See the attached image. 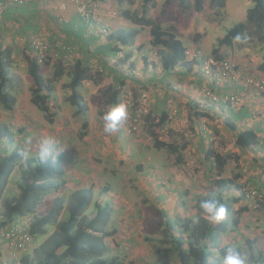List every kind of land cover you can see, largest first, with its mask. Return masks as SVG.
I'll list each match as a JSON object with an SVG mask.
<instances>
[{
    "label": "rangeland",
    "instance_id": "rangeland-1",
    "mask_svg": "<svg viewBox=\"0 0 264 264\" xmlns=\"http://www.w3.org/2000/svg\"><path fill=\"white\" fill-rule=\"evenodd\" d=\"M1 1L9 6L12 5L11 7L15 9L20 8L14 6L13 3L21 0ZM29 1L31 0H25V2ZM62 1L69 2V0H34L32 3H38V8L35 10L36 15L35 17H28L27 20H23L24 16H22V14H14L16 18L12 17V15L9 17L6 14L3 15L0 9V46L12 47L13 54L10 69L14 80L8 89L15 98V104L11 111L3 110L0 105V127H7L10 129L13 133L14 139L13 143L9 146H7L6 141L3 145H6L9 151L15 146L23 148L25 146V138L31 137V152L32 156H35L37 154L39 142L45 137H54L59 142L57 145L55 161L58 162L61 173L60 178L59 176H54V178L60 180L66 179L68 183L72 182V184H76L78 181L77 176L82 175L83 177L89 174L90 178H94L95 181H98V184L96 185L98 190L101 189L100 187L105 186V184L106 186L109 184L107 196L105 194H100V196L97 195L99 196L100 201L104 200V202H107V204L113 209L107 227L109 230L116 229V234L111 238H106V245L109 249L108 254L110 256L117 255L121 257V259L124 260V264H160L165 260L175 261L171 252H167L165 250L166 248L160 246L156 242V240L160 238L159 232L161 229L157 224L160 221L158 208L165 207L164 212L172 218H196L195 204L192 205L190 199L195 195L193 200V202H195L198 196H205L208 192V188L207 185H203L202 183H204L203 181L206 183L209 182V177H199L202 176L199 172L204 168H200L197 163L198 160L196 154H194L195 152L190 153V155H184L185 157L182 164L178 166L180 171H183L188 178H194L192 185L193 190H190L187 194V198H185L186 203L190 202V205H165L164 197L158 199V202L161 203L157 205V202H154L152 198L150 199V195L142 189L144 187L147 189L151 188L153 191L155 189V187H151L148 180V178H150L149 172H151V170L160 171L164 177L169 178V176H171L169 174L170 171H167L170 168L169 150L154 147V139L149 138V129H144L143 122L137 132L135 131L133 133L127 132V124L124 121L121 122L115 133L110 135L104 131V121L102 117L107 112L106 110H108L104 100V91L111 85L110 76L103 75L104 70L103 73L99 74L92 72L96 79H98V76L100 77V81L98 82L100 88H97L96 86V88L94 87L93 84H98L96 82L85 81L79 89L82 100L87 106V112L85 115H76L75 108L67 102L68 90L64 87L68 82L67 76H64L55 84L54 92L48 99V105L51 107V110L55 115L52 118V123H49L43 114L30 103V94L34 86L31 77L27 74L26 63L23 59L22 51L26 46L30 45V39L34 35H36L35 37L37 38L44 39L48 45V50L43 55L44 60H41L40 62L41 74L44 79H47L50 74L49 67L58 59V49H60L58 43L64 44L70 42V45L75 47L76 57H78L77 59H86L87 65L89 66L96 64L97 67H99V60L103 59L100 54L93 52L91 43L93 44V42L95 43V41H97L96 43L104 46L108 41L106 38L108 35L102 36L101 38L97 37L89 43H83L84 40L90 39L88 37H93V35L86 34L84 31L81 36L82 41H77L76 37L72 36L73 34H66V30L62 28V25L68 20V8L72 6L74 12L75 8L73 5H68L66 10H60L59 5ZM188 1L190 2V5H193L195 0ZM174 4L175 3L171 4L169 9H167L168 11H171L167 14V17L170 16V19H177V16H179L180 13V8L177 4ZM208 4L209 0H206L204 9H206L207 14H204L205 16L203 15L199 17L204 9L201 12H196L191 6L190 10L192 13L196 12V23H206L205 30L200 24L194 25L191 32L188 31L182 34V36H184L183 44L189 47L188 50L191 51V53L196 51L200 52L203 56L214 57L213 50L216 47L218 39H220L225 32L235 24L242 22L239 19L229 20L226 23L225 32L224 27L218 30L211 28L209 25L212 23L209 15L219 22L224 19L223 17H225V15L221 17L223 15V8H216L212 11L208 8ZM95 5L96 17L99 22L94 25V33L98 32L102 24L107 27L109 31L108 33H112L113 31H116L117 28L119 29V27H124L125 24L128 25V23H131L126 19L127 22L124 21L122 14L124 11H127L126 9L130 12L134 11L135 2L119 5L114 0H105L103 3H95ZM174 6L175 10L173 11ZM24 7L28 8L27 4ZM229 7H231L230 3ZM153 14V16L157 18L155 21H158L160 19V13L159 15L156 13ZM161 20L163 22L165 19L162 17ZM145 35L146 34H144V38H141L140 41H143L144 39L143 42L147 43L145 41ZM246 36L248 37L246 42H235L231 48L221 47L219 49V54L226 59H231L237 69L241 67L240 65L243 62H246L247 64L244 66L248 65V67L245 68L244 72L247 69L246 73L249 72L247 75L249 78L264 79V72L260 73L258 68L263 59L261 49L259 48L260 46L253 37ZM145 43L143 46H147ZM129 46H125L126 48H120L121 52L117 56H109L110 58H108V61L112 67H115L114 69L122 72L124 75L132 74L135 82L134 85L127 86L124 84L121 90L132 92L133 100L136 101V97L140 91L148 92L150 95V89L156 88V85L146 86L145 83L142 84L140 81L146 79L144 73L147 70H140L141 73L137 70V65L138 62L142 60V55L145 54L146 57H151V55L149 56V51H146L145 47L144 49H141V51H137L134 46L132 48ZM192 46H195L196 48L193 49ZM128 52L132 53L130 58L123 60ZM153 56L157 61L159 60L158 55L154 52ZM49 58L51 65L47 66L45 62L49 61ZM103 64L106 66L105 63ZM152 64L154 71L157 66L154 62H152ZM68 68H70V66ZM104 78L106 80H104ZM140 84H142V86ZM205 84L206 86L204 88L210 87L208 83ZM93 91H96V93L94 94ZM147 104L150 107L149 103ZM84 120L88 121L89 124L88 134L81 139L79 138V132L81 131V124ZM146 130H148L147 134L149 135V140L147 141L148 138H146V140L143 141L141 138L146 136ZM129 138L134 143L138 141V150H130V148L127 147L125 142H128ZM119 142V147L115 148L117 146L116 144ZM227 144L232 145L230 142ZM234 148L236 147H232V150H234ZM239 150L240 152L237 154L239 155V159L245 157L244 155H247V157H249L248 161L245 162L243 159L242 164L239 166H237V161H235L236 166H234L232 162L231 165L222 171L220 176L225 179H230L232 184L236 183L235 179H233L234 174L240 170H242L243 173L245 172L241 179L246 177L248 172L258 171L257 176L254 175L255 178L262 175L259 174L260 170L264 173V165L261 163H255L251 160L253 156L257 157L259 155L257 152L253 150L247 151V149L244 150L242 148H239ZM226 156L232 161L231 154ZM121 158L123 159V163H121ZM186 161L191 162V167H186L187 169L184 167ZM22 162L23 160H21V163ZM140 165L142 171L145 172V176H147L142 180L134 176L137 171V166ZM174 165L175 163H173L172 166ZM111 172H114V174H111ZM211 172V176L213 177H211L210 180L213 183L217 180L215 174L216 170L212 167ZM18 174L17 167H15L7 185L5 186V191L0 198V205L6 197L18 193L15 185V182L18 179ZM89 177L87 179H89ZM170 182V192L168 191V193L175 194L177 190L172 184L173 181ZM246 185H249L248 181L245 182L244 186ZM71 188V185L65 184V186H62L59 191L66 192ZM159 189L160 187L158 184L155 190ZM144 199L147 200L145 204L142 202L145 201ZM260 201L261 202L258 204V201L250 200L251 205L248 206L247 212L240 218L238 227L231 232V235L228 234L222 243L223 245L238 247L242 251L243 257L246 259V264H250L248 260L250 253L254 255L264 251L263 198H261ZM44 209L45 205H40L33 214L25 216V220L29 224L32 223L33 219L40 216ZM94 213L95 207L92 205L89 209V214L93 215ZM48 229L52 230V227L49 226ZM45 238L46 236L41 238L40 241ZM248 240L251 242V245H248ZM25 254L32 255L31 250L26 251ZM22 255L19 259H21Z\"/></svg>",
    "mask_w": 264,
    "mask_h": 264
},
{
    "label": "trees",
    "instance_id": "trees-1",
    "mask_svg": "<svg viewBox=\"0 0 264 264\" xmlns=\"http://www.w3.org/2000/svg\"><path fill=\"white\" fill-rule=\"evenodd\" d=\"M94 3H103L105 0H90ZM117 4L133 3L134 0H114ZM141 9L139 11L129 13L124 11L122 17L130 21L137 28L130 30L119 29L106 37L107 43L95 48V53H98L103 58V63L106 62L103 56H117L121 51L120 48L132 45L135 38L140 33V29L146 28L149 30L150 46L157 50L162 68L165 71L173 70L176 66H185L186 70H191L192 66L197 61H187L185 52L187 48L177 36L175 29L171 26L162 27L161 18L164 17L167 9L173 3H176L182 12H188L192 8L196 12H201L204 9L206 0H195L193 5H190L188 0H164L163 7L160 10L159 20L154 21L148 17L149 9L155 6V0H140ZM28 2L16 1L15 9L5 2L0 0L1 12L8 17L12 15L24 14L26 8L24 7ZM8 5V6H7ZM225 0H209L208 8L215 10L216 8H224ZM4 10H3V9ZM24 12V13H23ZM77 19V24L88 31V25L77 12H74ZM15 14V15H14ZM16 18V17H15ZM63 23L64 30H68L69 26ZM68 28V29H67ZM71 28V27H70ZM240 34L242 36H251L259 44L262 52V62L259 65L260 73L264 72V0H252V6L246 11L245 21L235 24L228 29L225 34L218 39L213 55L215 58H224L219 54L221 47L231 48L236 41L234 37ZM34 35V34H33ZM34 35L30 40V45L23 49V59L26 63L27 74L31 77L33 82V90L31 91L30 103L43 114L49 123H52V118L55 116L48 105V99L54 92L55 84L64 76L68 77V82L65 88L68 90L67 102L75 108L76 115H85L87 106L82 100L79 89L85 81H92L98 83L100 77L96 79L87 65L86 60L76 59L70 64V68L66 67L62 57L50 64L46 61L47 66L51 65L50 74L47 79L43 78L41 74V65L36 59L35 53L31 47L37 37ZM95 38H101L102 35L94 33ZM91 38V37H89ZM64 47H72L68 42L63 44ZM32 49V50H31ZM59 55H63V50L58 49ZM91 52V51H90ZM12 47L0 46V105L5 111H11L15 104L14 96L9 92V87L13 83L11 62H12ZM130 53L124 56L123 60L129 59ZM120 73V72H119ZM249 76H241L239 82H242L247 91H250L245 83ZM123 80V79H122ZM237 83V84H238ZM123 81H116L114 86H110L104 91L105 104L109 107L115 106L120 101L122 94ZM233 85H224L220 87H228ZM204 88V87H203ZM209 90L215 95L220 96L213 88ZM141 92V91H140ZM208 103L204 92H201ZM229 93H225L226 95ZM237 94V93H232ZM139 95V93H138ZM137 95V96H138ZM146 103L150 105V95L147 92ZM243 106H240L241 109ZM238 109V110H239ZM198 116V114L196 115ZM164 123V120L158 123V126ZM154 124L149 126L148 133L154 136L155 148H166L171 150L170 145L159 143L155 138ZM232 126V124H231ZM88 121L84 120L81 124V131L79 138H84L88 134ZM234 126H232L233 128ZM7 146L13 143V133L7 127H0V198L2 197L5 186L9 178L17 167L19 172L18 179L15 182L18 193L10 197H6L0 205V231L8 226H15L25 219V216L33 214L43 202L42 199L51 193H58L65 182H60V179L54 178L58 172V162L50 160L48 164L41 165L36 159V155L32 156L27 162L23 161L18 155L22 147L15 146L9 151ZM234 146L242 149L254 148L253 151L261 152L262 158H256V162L260 164L257 159L264 162V142L261 143L257 133L253 130H245L237 133L234 138ZM213 156L214 164L212 167L216 170L217 180L214 181L216 191L203 197H197L195 200L196 218H172L168 216L162 208H158L160 221L157 223L160 229V238L156 242L166 248L167 252H171L175 261L165 260L160 264H221L225 250L230 245H223V241L228 234L238 227L239 220L248 210L247 205H241L244 201L251 199L250 193L252 191L260 192L255 187L256 178L252 177L249 181L248 188L238 187L231 190L230 180L220 178L221 173L227 163L228 156L220 155L219 153L209 152ZM179 161V160H178ZM238 178L235 174L233 179ZM109 186V184H108ZM108 186L105 187V192H108ZM264 200V196L262 195ZM204 199H215L223 203L227 209L228 214L225 221L219 225L211 224L203 216L200 208V202ZM258 204L261 202L256 199ZM93 202V187L81 188L76 190L66 191V195L58 196L54 199L46 201L45 209L42 214L35 217L29 227L25 228V232L33 239L34 245L26 251L31 250L32 255L23 252L21 259L18 257L19 264H124L121 257L114 255L110 256L109 249L106 245V238H111L116 234V229H108L107 225L112 214V207L105 203L100 205L94 203L95 213L89 214V209ZM257 203V202H256ZM240 204V205H237ZM199 218L198 223L194 220ZM52 227L49 230L48 227ZM46 238L40 241L41 238ZM5 243L6 241L2 239ZM248 245L251 242L247 241ZM237 251L242 254V251L235 247ZM160 251V250H159ZM9 256V249L7 252ZM248 260L250 264H264V251L257 254H249ZM0 263L7 264L6 260ZM13 264V263H12Z\"/></svg>",
    "mask_w": 264,
    "mask_h": 264
},
{
    "label": "crops",
    "instance_id": "crops-1",
    "mask_svg": "<svg viewBox=\"0 0 264 264\" xmlns=\"http://www.w3.org/2000/svg\"><path fill=\"white\" fill-rule=\"evenodd\" d=\"M58 1V0H57ZM60 1V0H59ZM34 0H31L27 3L26 10L22 14L23 20H27L28 17H35L36 11L38 8V3H32ZM135 6L134 11L129 13H133L136 11H139L141 9V1L140 0H134ZM193 2V1H192ZM57 3V2H56ZM164 3V0H155V6L154 8L149 9L148 11V17L153 19L154 21L157 19L155 16H153V13H156L159 15L160 10L162 8V5ZM229 3L231 7H229ZM176 5V3L174 4ZM252 0H225V7L223 8V17L221 22L216 21L209 15L211 25H209L211 28H214L215 30L221 29L224 27L226 28V23L229 20L232 19H239L241 22L245 21L246 17V11L251 7ZM54 8V7H53ZM169 9V8H168ZM136 10V11H135ZM175 10V6L173 7V11ZM171 11H166L164 15V21H161V26H173L175 29V32L179 39L183 43L184 36L182 34L192 31L194 28V25L200 24L201 27L205 30L206 23L202 22H195V13L192 11L188 12H182L180 11L179 16H177V19H170L167 17V14ZM203 12V13H202ZM200 13V16H203L204 14H207L206 9H204ZM178 13V12H176ZM157 16V15H156ZM205 16V15H204ZM67 22L66 26H69V29L66 30V34H70L72 36H75L77 41H82V35L85 31V29L80 25L77 24V17L75 16L74 10L71 7L68 8L67 12ZM124 21H126L124 19ZM127 22V21H126ZM130 22V21H129ZM125 24V23H123ZM205 24V25H204ZM127 26V27H126ZM71 27V28H70ZM64 29V26L62 27ZM126 29L129 30L131 28H137V26L128 23V25L125 24L124 27H119V29ZM118 28L116 29L119 30ZM226 29L224 30V32ZM114 32V31H113ZM65 33V32H63ZM202 33V32H201ZM145 35V42L140 41L141 38H144ZM95 40V37H91L88 40H84L83 43H89L90 41ZM87 41V42H86ZM150 37H149V30L146 28L140 29V33L135 38L134 43L129 46L132 48L133 46L137 51H141V49H144L146 51H149V56L146 57L145 54L142 55V60L138 62L137 70L138 72L145 71V78L141 80L140 82L142 84L145 83L146 86H155L156 88L150 89V107H149V115L146 116L143 119V127L144 129L149 128L150 125L154 124L155 126V138L156 141L159 143H163L165 145H170L171 150L168 151L170 153V168L167 170L171 176L164 177V175L158 171V170H151L149 172V184H151V187L157 188V185L159 184L160 189L159 190H151V188L144 187L142 190L144 192H147V194L150 195V199L154 200V202H157V205H159L158 199H162L164 197L165 199V205H190V202L185 201V198H187V194L192 189L193 185V177H189L183 173V171H180V168L178 166L182 164L184 157L186 154L194 153L197 157V163L199 164L200 168L203 167L204 169H201L202 171L199 172L202 174V176H199L200 178H204V176L207 178L209 177V182L202 183L203 185H207L208 192L205 194H211L212 192L216 191L217 188L214 186V182L210 180L211 177V170L213 165V156H210L209 152L213 151L214 153H219L220 155H229L231 154L232 161H230V158H227V163L224 166L223 171L226 167L232 164L236 166L235 161H237V166L242 164V160L244 159L245 162L248 161L249 157L247 155H244L245 157L239 159V155H237L240 150L238 147L234 148L232 150V147H234V138L235 135L241 131L245 130H253L257 133V136L259 137L261 143L264 142V95L257 97L252 92L247 91V88L242 84V82L235 84L232 87H228L227 90H224L225 87H219L218 85H215L214 83L205 80L199 73V71L196 73L195 70L192 68L191 70H186L185 66H176L173 70L165 71L160 63V60L157 61V59L153 56V52L157 55V50L154 48H151L150 46ZM93 42L92 50L95 52V48L97 49L99 47V44ZM147 44V46H143V44ZM69 44H71L69 42ZM196 45V44H195ZM83 46V45H82ZM185 46V45H184ZM128 47V46H126ZM125 47V48H126ZM143 47V48H142ZM187 49L189 47L185 46ZM84 48V46H83ZM193 49H195V46H192ZM132 54L131 52H128ZM252 55V54H249ZM86 56V55H85ZM104 60L106 62V66L103 64V59H98L100 64L99 68L102 69V73L104 70L103 75H109L110 76V86H114L116 81H123L125 85H134V77L132 74L130 75H124L122 72L119 73L115 67H112L109 64L108 58H110L108 55L103 56ZM86 60V59H84ZM154 62L156 64V70L153 71V64ZM246 62H243L241 65H246ZM248 67V65L246 66ZM245 68L241 71L242 76H247L249 74L244 72ZM140 71V73H141ZM127 72V71H126ZM138 73V74H140ZM143 78V77H142ZM123 79V80H122ZM104 80H106L104 78ZM91 83V82H90ZM205 83H208V85L213 88L215 92H217L219 95H223L225 93H237L239 95H244V105L241 109L236 108H227L224 105H221L220 108L214 109L211 105H208L207 102H205L204 97L201 94V89L206 86ZM84 84V83H83ZM93 84V83H92ZM142 84H140L142 86ZM94 87L100 88L99 83L93 84ZM109 86V87H110ZM95 87V88H96ZM108 88V87H107ZM95 94L96 91H93ZM205 102V104H203ZM109 110V106H107ZM106 110V111H108ZM198 114V116H196ZM164 120V123H161L158 126V123ZM234 126L232 128V126ZM157 130V131H156ZM146 136L141 138L143 141L148 138L147 130L145 131ZM161 134V135H160ZM185 137V138H184ZM149 138L154 139V136H149ZM147 139V141L149 140ZM214 140V142H213ZM230 142L232 145H228L227 143ZM125 144H127V147L130 148V150H138L139 145L138 141L134 143L130 138L128 139V142L126 141ZM227 144V145H226ZM117 146L115 148H118L120 145V142L116 144ZM166 149V148H161ZM232 150V151H231ZM245 150V149H244ZM254 150V148H247V151ZM258 158H262L261 152H258ZM63 155V154H62ZM185 155V156H184ZM256 156H253L251 160L255 163L256 162ZM68 159V158H67ZM172 160V162H171ZM179 160V161H178ZM122 161V162H121ZM121 163H123V159L121 158ZM259 163L264 165V162H262L260 159H257ZM173 163H175L174 166ZM244 170V169H243ZM62 172V171H61ZM239 172V173H238ZM236 172L235 174L238 176V178L235 179L236 183H233L230 185V189L232 190L234 188L237 189L238 187L248 188V185L244 186L246 181H250V178L254 177V175L257 176V172H248L246 177L241 179V177L245 174L242 170ZM60 169L58 165V172L56 175H60ZM111 174H114V172H111ZM192 174V172H191ZM234 174V175H235ZM239 174V175H238ZM260 177L256 178V183L252 184L255 185V187L260 191L264 196V173L262 170L259 171ZM86 176H90L89 174ZM80 175L77 176V183L72 184V182H67L66 179L60 180V182H65V184L71 185V190L81 189V188H88L89 186L93 187V202L99 203L100 205H104L107 202H104V200L99 199L100 194L108 195V192L106 190L105 192V186L100 187L101 189H97L96 185L98 184L97 180L95 181L94 178L87 179L88 177ZM135 177L140 178L142 180L143 178L147 177L145 176V172L142 171V167L137 166ZM186 176V177H185ZM172 177V178H171ZM192 178V179H191ZM222 179H225L223 177H220ZM230 180V179H227ZM170 181H173L172 184L174 185V188L177 190L175 194L168 193ZM163 185V186H161ZM250 185V184H249ZM238 188V189H240ZM170 192V191H169ZM197 194V193H195ZM66 195V192L59 191L58 193H52L46 195L42 199L41 205H46V201H49L51 199H54L58 196ZM99 195V196H97ZM152 195V196H151ZM198 195V194H197ZM96 198V199H95ZM111 198V197H110ZM195 198V195L191 197L192 205L195 204L193 202ZM142 201L144 204L147 202ZM246 203V204H245ZM251 205L250 200L244 201L241 205ZM240 205V204H237ZM162 210H164L165 207H160ZM167 208V207H166ZM8 248L6 246V243L0 238V262L3 260H6L7 264H12L10 261V258L7 254ZM24 255V254H23ZM21 255L18 254L17 257H20ZM10 262V263H9Z\"/></svg>",
    "mask_w": 264,
    "mask_h": 264
},
{
    "label": "built area",
    "instance_id": "built-area-1",
    "mask_svg": "<svg viewBox=\"0 0 264 264\" xmlns=\"http://www.w3.org/2000/svg\"><path fill=\"white\" fill-rule=\"evenodd\" d=\"M25 1L21 0L20 2ZM59 5L60 10H66L68 5H73L75 12L86 22L88 25V31L86 34H93L95 31L94 25L98 23L96 17V5L90 0H69V2L62 1ZM108 29L105 25H101L98 33L102 36L109 35ZM58 46L63 50L62 62L66 67H69L72 64V61L76 60L75 49L72 47H64L62 43H58ZM31 48L33 53L36 55L37 61L40 63L41 60H44V54L48 50V45L46 41L42 38H36L31 42ZM187 61H197L194 62L192 68L206 80L214 84H217L219 87L226 85H233L239 82L240 77L242 76L241 71L246 68L242 66L237 69L236 65L229 59H217L212 56H203L200 52L186 50L185 52ZM94 71L96 66H90ZM250 92H252L257 97H260L264 94V79L262 78H247L245 82ZM201 92L205 93L207 97L208 105H211L214 109H218L221 104L229 107L239 109L240 106L244 104V95L239 94H226L217 96L209 90V88H203ZM147 92L141 91L136 97V101L133 100L132 92L123 91L120 95L119 103H124L127 106L128 118L124 121L127 125L126 129L128 133L137 132L143 119L149 115V106L146 103ZM136 102V104H135ZM118 103V104H119ZM205 104V102L203 103ZM184 167H191V162L186 161ZM187 169V168H186ZM251 199L261 200V195L258 192L252 191L250 193ZM1 218V217H0ZM29 227V223L24 219L20 223L13 226H8L3 228L0 231V238L6 241V246L9 249V258L13 264H19L17 255L26 251L29 247L31 248L34 243L33 239L24 231L25 228ZM10 263V262H9ZM3 264V263H0Z\"/></svg>",
    "mask_w": 264,
    "mask_h": 264
},
{
    "label": "clouds",
    "instance_id": "clouds-1",
    "mask_svg": "<svg viewBox=\"0 0 264 264\" xmlns=\"http://www.w3.org/2000/svg\"><path fill=\"white\" fill-rule=\"evenodd\" d=\"M233 39L238 43H244L248 40V37L237 34ZM220 59H226V58H220ZM94 65L96 66V70L93 71L89 66L90 71L96 72L98 74L102 73V69L97 67L96 64ZM240 66L242 67L244 65H240ZM221 105L219 106V108L221 107ZM127 118H128V111L126 104L119 103L115 106H111L109 110L102 117L104 121V131L110 135L115 133L118 130V126L121 124V122L125 121ZM58 143L59 142L54 137L51 136L45 137L39 142L36 159L39 161L41 165H46L50 160L53 161L55 160ZM24 145L25 146L18 152V155L21 160L27 162L29 159L32 158V152H31L32 138L26 137L24 141ZM259 195H261L262 197L261 193ZM200 208L202 210L203 216L211 224L219 225L227 218V214H228L227 207L223 203H220L215 199L202 200L200 202ZM198 222H199V218L194 220V223H198ZM22 254L23 253H20V255ZM221 264H246V259L239 251L236 250L235 247H229L225 250Z\"/></svg>",
    "mask_w": 264,
    "mask_h": 264
}]
</instances>
